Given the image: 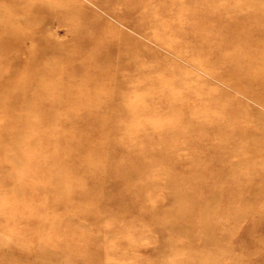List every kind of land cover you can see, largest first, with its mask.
Returning <instances> with one entry per match:
<instances>
[{
  "label": "rangeland",
  "instance_id": "rangeland-1",
  "mask_svg": "<svg viewBox=\"0 0 264 264\" xmlns=\"http://www.w3.org/2000/svg\"><path fill=\"white\" fill-rule=\"evenodd\" d=\"M13 9L0 264H264V0Z\"/></svg>",
  "mask_w": 264,
  "mask_h": 264
},
{
  "label": "bare ground",
  "instance_id": "bare-ground-1",
  "mask_svg": "<svg viewBox=\"0 0 264 264\" xmlns=\"http://www.w3.org/2000/svg\"><path fill=\"white\" fill-rule=\"evenodd\" d=\"M33 8H34V11L39 10V5H33ZM11 12L5 13L6 16H7L5 21L0 20V29L6 28L7 25H8L9 20L12 19L13 16L15 15L14 9ZM19 32H21V31L17 30V31H15L13 33L14 37H15V40H17L19 42H22V40H24V39L26 40L27 38H29V37L20 38ZM232 84H233L234 87H237V84H234L233 81H232ZM12 87H13L12 90L14 91L13 95H12V99L14 100V99L17 98V96L19 94L20 86L12 85ZM27 89L28 90H26V91L32 90V87H28ZM1 98H2V96L0 95V100H1ZM22 127H23V123H13V124H10L9 127H5V125H1V127H0L1 130L2 129H7V131L5 133V136H4V133L1 132L2 137L3 136H4V138L8 137L12 141V148H11L10 151H8V155H9L10 159L13 160V161H17L20 158V156H21L20 147L22 145V142H20L18 140V136L20 135V131L22 130ZM7 133H8V136H7Z\"/></svg>",
  "mask_w": 264,
  "mask_h": 264
}]
</instances>
